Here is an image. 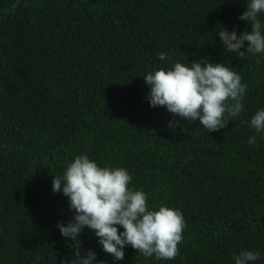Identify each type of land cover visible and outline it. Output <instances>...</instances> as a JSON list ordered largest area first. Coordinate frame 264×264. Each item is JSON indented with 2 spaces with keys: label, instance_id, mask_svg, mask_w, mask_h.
<instances>
[{
  "label": "trees",
  "instance_id": "16d2710c",
  "mask_svg": "<svg viewBox=\"0 0 264 264\" xmlns=\"http://www.w3.org/2000/svg\"><path fill=\"white\" fill-rule=\"evenodd\" d=\"M245 7V0H0V264H59L75 247L111 260L88 228L79 245L56 227L72 213L67 197L52 191L53 173L80 152L126 167L149 204L184 214L173 259L126 246L115 264H234L231 253L241 247L259 249L250 264H264V135L247 124L264 107V55L237 57L216 35L222 25L250 31L238 18ZM204 56L241 74L244 109L210 132L198 118L170 129L171 114L149 106L142 75Z\"/></svg>",
  "mask_w": 264,
  "mask_h": 264
},
{
  "label": "clouds",
  "instance_id": "9594fccd",
  "mask_svg": "<svg viewBox=\"0 0 264 264\" xmlns=\"http://www.w3.org/2000/svg\"><path fill=\"white\" fill-rule=\"evenodd\" d=\"M245 3L238 18L246 21L251 30L238 32L235 27L229 29L221 24L216 35L224 50L237 57L264 55V0ZM166 56L164 51L157 53L161 61ZM142 77L148 86L149 106H163L171 114L167 126L173 130L180 120L193 122L197 118L208 132L217 130L244 109L247 84L241 74L234 66L208 56L153 66ZM247 124L255 133L264 135V107L257 108ZM255 133L247 137L248 144L257 143ZM53 174L52 191L67 197L72 213L66 222L57 221L60 234L72 243L79 240L80 245V233L88 228L100 249L111 255V260L98 259L94 248L75 247L59 264H115L124 258L126 246L153 259L171 260L177 255L185 227L182 210L163 202L149 204L148 194L131 183L126 167L102 163L80 152L65 163L60 174ZM260 256L259 249L245 247L231 253L234 264H250Z\"/></svg>",
  "mask_w": 264,
  "mask_h": 264
}]
</instances>
